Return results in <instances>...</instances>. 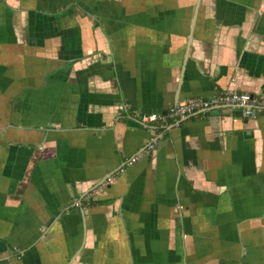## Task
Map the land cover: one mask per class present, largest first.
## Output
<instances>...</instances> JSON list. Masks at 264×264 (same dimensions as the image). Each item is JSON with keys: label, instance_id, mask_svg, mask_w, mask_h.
<instances>
[{"label": "crops", "instance_id": "obj_1", "mask_svg": "<svg viewBox=\"0 0 264 264\" xmlns=\"http://www.w3.org/2000/svg\"><path fill=\"white\" fill-rule=\"evenodd\" d=\"M226 91L264 98V0H0V264H264V116L144 152Z\"/></svg>", "mask_w": 264, "mask_h": 264}, {"label": "built area", "instance_id": "obj_2", "mask_svg": "<svg viewBox=\"0 0 264 264\" xmlns=\"http://www.w3.org/2000/svg\"><path fill=\"white\" fill-rule=\"evenodd\" d=\"M222 109H238L242 111L244 117L248 119H256L260 116H264V98L248 93L226 91L218 93L209 100L195 99L177 104L172 107L166 115L152 114L147 116L144 119V123L152 133V138L144 152H153L158 141L163 137L162 132H160L159 127L156 125L158 122H167L169 119L174 120L175 125L178 126L191 117L204 115ZM140 158L141 155L133 157L129 164L137 162ZM108 181L111 182L112 179L110 178Z\"/></svg>", "mask_w": 264, "mask_h": 264}]
</instances>
